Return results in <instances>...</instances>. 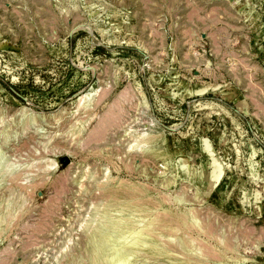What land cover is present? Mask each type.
Wrapping results in <instances>:
<instances>
[{"label": "rangeland", "instance_id": "rangeland-1", "mask_svg": "<svg viewBox=\"0 0 264 264\" xmlns=\"http://www.w3.org/2000/svg\"><path fill=\"white\" fill-rule=\"evenodd\" d=\"M119 207L107 263L264 264V0H0V264Z\"/></svg>", "mask_w": 264, "mask_h": 264}, {"label": "bare ground", "instance_id": "bare-ground-1", "mask_svg": "<svg viewBox=\"0 0 264 264\" xmlns=\"http://www.w3.org/2000/svg\"><path fill=\"white\" fill-rule=\"evenodd\" d=\"M120 206V205H119ZM122 207V206H121ZM121 207H119V208H117L115 211H116V215H117V220H115L114 219V222H113V226H112V229L113 230H115L114 232L115 233H117V234H119V236H114V235H103L102 237H100V238H98L97 240H96V242H95V244H96V247L98 248V249H95V250H99V252H97L96 254H95V256H94V261H95V263L96 264H106L108 261H107V259H106V257H107V255H109L108 253H107V251H105V247L106 248H108L111 244H112V242H114V239L115 238H117V237H123L125 234H126V229L128 228V230L130 231L131 229H132V225L134 224V223H129L128 221H126V220H124V219H122L121 218V210H122V208ZM150 210V209H149ZM141 213V212H140ZM113 214H110V217H112L113 218V216H112ZM141 219V218H140ZM152 224V223H151ZM136 225V224H135ZM110 227V226H109ZM134 227V226H133ZM153 226H151L150 225V227H148L147 228V230H145V231H147L148 233H152L153 232V228H152ZM143 229V228H142ZM145 229V228H144ZM104 231H108L107 229H104ZM138 231H139V229H138ZM141 231V230H140ZM141 233V232H140ZM155 233V232H154ZM157 233V232H156ZM138 235V234H137ZM153 236V235H152ZM125 237V236H124ZM138 237V236H137ZM136 244V243H135ZM141 244L143 245V244H145V243H140V244H138L137 243V246H141ZM136 246V247H137ZM116 248V247H115ZM101 249H104L103 251H101ZM158 249V248H157ZM106 252V253H105ZM135 252V251H134ZM132 253H133V249L132 248H129V249H126V248H121V249H118L117 251H116V255H114V257H116L117 258V260H120L121 258L122 259H124L125 257H127L128 255H132ZM108 258V257H107ZM112 258V257H111ZM117 260L116 261H110V263H107V264H118V262H117ZM126 262V261H125ZM124 261H123V264L125 263ZM120 264V263H119Z\"/></svg>", "mask_w": 264, "mask_h": 264}]
</instances>
